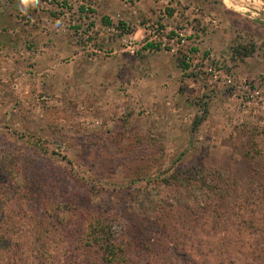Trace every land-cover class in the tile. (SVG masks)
<instances>
[{
	"label": "rangeland",
	"instance_id": "374dc122",
	"mask_svg": "<svg viewBox=\"0 0 264 264\" xmlns=\"http://www.w3.org/2000/svg\"><path fill=\"white\" fill-rule=\"evenodd\" d=\"M1 192L64 263L102 214L136 264H264V0H0Z\"/></svg>",
	"mask_w": 264,
	"mask_h": 264
},
{
	"label": "trees",
	"instance_id": "16d2710c",
	"mask_svg": "<svg viewBox=\"0 0 264 264\" xmlns=\"http://www.w3.org/2000/svg\"><path fill=\"white\" fill-rule=\"evenodd\" d=\"M107 24H111L105 19ZM121 28L125 29L126 24L121 23ZM149 47L155 48L154 43H150ZM158 46V45H157ZM257 50L254 43L238 44L234 49L235 58L247 57ZM184 71L188 70L189 64L185 61L182 63ZM206 112V109L205 111ZM206 114L198 118L195 126H198L205 119ZM11 186V185H9ZM12 187V186H11ZM6 194L0 193V264H136L137 261L132 256V249L136 244L141 248V241L134 235H119L113 229L112 219L104 217L100 214L98 217H92L90 222L85 225V232L81 243L74 247L78 251L77 255L71 252L65 263L59 254L60 247H51L49 243L38 238L19 241L14 233L16 231L23 235L25 232L20 228L14 227L13 221L9 218L8 208L2 206ZM33 234H40L45 231L46 227L39 226ZM44 229V230H43ZM132 237V238H130ZM135 238V239H133ZM138 240V239H137ZM136 243V244H135ZM184 264H188L185 261Z\"/></svg>",
	"mask_w": 264,
	"mask_h": 264
}]
</instances>
